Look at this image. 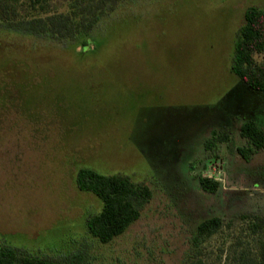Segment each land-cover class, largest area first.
Returning a JSON list of instances; mask_svg holds the SVG:
<instances>
[{"label":"rangeland","instance_id":"rangeland-1","mask_svg":"<svg viewBox=\"0 0 264 264\" xmlns=\"http://www.w3.org/2000/svg\"><path fill=\"white\" fill-rule=\"evenodd\" d=\"M24 2L0 9V234L12 245L53 258L83 248L92 264H186L202 220L264 212V149L246 161L226 143L205 146L214 129L231 128L240 146L244 121L264 128V92L231 71L245 10L264 0H125L87 55L8 27L35 14ZM65 9L53 0L49 13ZM83 167L153 191L111 243L88 232L102 203L77 187ZM245 227L204 241L206 264H228L237 239L255 250Z\"/></svg>","mask_w":264,"mask_h":264},{"label":"trees","instance_id":"trees-1","mask_svg":"<svg viewBox=\"0 0 264 264\" xmlns=\"http://www.w3.org/2000/svg\"><path fill=\"white\" fill-rule=\"evenodd\" d=\"M7 1L0 0V9L5 13L10 9ZM14 1H25L23 7L33 9L35 14L7 22L8 27L24 34L79 44L80 54L87 55L99 48L93 32L101 19L125 0H63L67 9L53 13H49L53 0ZM258 56L263 57L259 59ZM231 71L251 88L264 92V7L252 5L245 10L244 23L237 31L234 42ZM240 135L245 144L237 146L231 128L214 129L205 142L206 149L212 150L220 143H226L232 151L236 150L246 161H250L264 149V128L254 120H247L240 127ZM198 181L202 189L210 193H216L221 186L218 179L209 176H198ZM76 185L81 191L91 192L101 200L100 210L87 217L86 226L88 232L103 244L123 235L141 217L153 198L151 187L143 182H136L121 173L102 174L87 167L77 172ZM239 220L246 222V232L255 239L256 248L240 249L242 241L237 239L231 246L233 255L228 264H264V212L241 214L229 219L217 215L202 220L191 239L186 264H206L202 243L222 229L234 227ZM0 264L92 263L83 248L53 258L14 246L1 235Z\"/></svg>","mask_w":264,"mask_h":264}]
</instances>
